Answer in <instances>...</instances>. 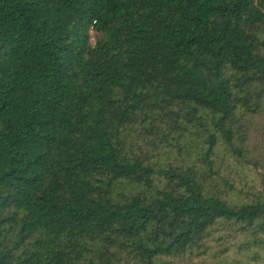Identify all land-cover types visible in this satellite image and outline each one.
<instances>
[{"label":"trees","instance_id":"trees-1","mask_svg":"<svg viewBox=\"0 0 264 264\" xmlns=\"http://www.w3.org/2000/svg\"><path fill=\"white\" fill-rule=\"evenodd\" d=\"M0 264H264V0H0Z\"/></svg>","mask_w":264,"mask_h":264}]
</instances>
